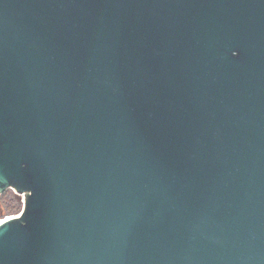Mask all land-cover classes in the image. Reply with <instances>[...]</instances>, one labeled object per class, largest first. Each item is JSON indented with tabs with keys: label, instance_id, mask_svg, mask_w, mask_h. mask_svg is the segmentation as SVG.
Instances as JSON below:
<instances>
[{
	"label": "water",
	"instance_id": "obj_1",
	"mask_svg": "<svg viewBox=\"0 0 264 264\" xmlns=\"http://www.w3.org/2000/svg\"><path fill=\"white\" fill-rule=\"evenodd\" d=\"M0 264H264V0H0Z\"/></svg>",
	"mask_w": 264,
	"mask_h": 264
},
{
	"label": "rangeland",
	"instance_id": "obj_2",
	"mask_svg": "<svg viewBox=\"0 0 264 264\" xmlns=\"http://www.w3.org/2000/svg\"><path fill=\"white\" fill-rule=\"evenodd\" d=\"M12 194L20 197L21 202H22V209H23L24 196H20L14 190L8 189L4 194L0 196V222L1 220L5 219L7 216L11 215V212L8 211L6 205H7L8 196ZM12 215H16V214H12Z\"/></svg>",
	"mask_w": 264,
	"mask_h": 264
},
{
	"label": "trees",
	"instance_id": "obj_3",
	"mask_svg": "<svg viewBox=\"0 0 264 264\" xmlns=\"http://www.w3.org/2000/svg\"><path fill=\"white\" fill-rule=\"evenodd\" d=\"M7 209L11 212L10 216H15L12 214L18 215L22 211V202L19 196L17 195H9L7 198Z\"/></svg>",
	"mask_w": 264,
	"mask_h": 264
},
{
	"label": "bare ground",
	"instance_id": "obj_4",
	"mask_svg": "<svg viewBox=\"0 0 264 264\" xmlns=\"http://www.w3.org/2000/svg\"><path fill=\"white\" fill-rule=\"evenodd\" d=\"M11 216H7L5 219H9ZM5 219L1 220V222H3ZM0 222V223H1Z\"/></svg>",
	"mask_w": 264,
	"mask_h": 264
}]
</instances>
